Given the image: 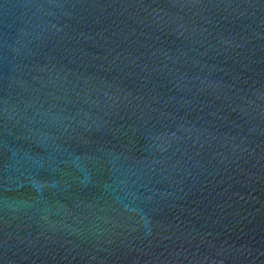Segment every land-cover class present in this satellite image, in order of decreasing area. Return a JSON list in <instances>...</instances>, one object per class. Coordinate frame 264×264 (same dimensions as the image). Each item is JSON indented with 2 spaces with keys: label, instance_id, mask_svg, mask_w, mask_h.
<instances>
[{
  "label": "water",
  "instance_id": "water-1",
  "mask_svg": "<svg viewBox=\"0 0 264 264\" xmlns=\"http://www.w3.org/2000/svg\"><path fill=\"white\" fill-rule=\"evenodd\" d=\"M0 264H264V0H0Z\"/></svg>",
  "mask_w": 264,
  "mask_h": 264
}]
</instances>
